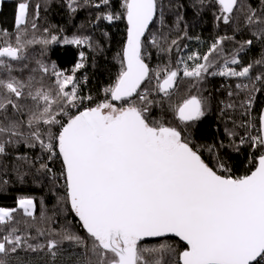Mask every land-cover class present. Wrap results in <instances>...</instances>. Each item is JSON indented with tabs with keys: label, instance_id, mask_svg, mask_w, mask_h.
Returning <instances> with one entry per match:
<instances>
[{
	"label": "snow or ice",
	"instance_id": "6c2138e0",
	"mask_svg": "<svg viewBox=\"0 0 264 264\" xmlns=\"http://www.w3.org/2000/svg\"><path fill=\"white\" fill-rule=\"evenodd\" d=\"M67 2L71 11L80 5V0ZM215 3L220 9L215 18L225 25L235 23L234 10L238 12L245 7L244 0H215ZM258 3L256 8L247 5L245 18V27L255 25L251 29L255 40L239 41L240 46L229 57L219 49L222 39H217L202 57L204 63L194 54L198 62L191 68L185 65L183 70L184 77L202 80L208 69L215 67L217 58H222L224 66L211 75L249 81L236 85L238 89L249 90L242 105L245 114L251 112L252 93L264 91V72L251 74L254 64L264 68V55L241 65L239 70L230 65H239L238 55L254 43L264 44V0ZM91 6L97 9L106 6L98 12L97 23L111 24L121 19L127 23L122 70L114 84L105 90L107 98L94 107L71 111L91 97L79 96L74 73L64 76L56 71L55 65L51 66V73L57 78L55 89L45 86L43 76L38 79L29 75L23 81L12 75L11 62L27 59L20 55L21 47L34 42L44 45L56 42V35L23 43L18 36L17 46L0 47V73H7L6 78L0 75V158L9 154L10 146L24 144L47 153L34 161L39 163L37 171L51 174L53 168L49 165L60 161L69 210L78 218L85 235L65 229L62 239L34 245L30 243L34 237L16 234L17 229L12 227L0 238V254L6 257L21 248L35 252L46 247L55 261L67 241L91 252L95 260L89 264H264V154L250 157L251 168L246 174L235 176L215 145L206 149L213 156L212 162L202 157L201 146L194 145L191 129L194 122L207 114V97L192 95L176 106L170 104L168 109L163 103L149 99L148 85L152 78L144 49L146 44L159 47L158 39L165 38L149 32V25L157 16V0H121L120 11L109 10L112 0H97ZM25 9L26 5L21 3L17 26L24 20ZM159 19L162 29V9ZM225 38L235 40V36ZM63 42L91 47L88 36H73ZM176 43L171 41L172 45ZM212 52H216V57L210 60ZM80 55L83 58L84 54ZM37 65L30 70L32 73H49V65L39 60ZM26 67L27 64L22 65ZM82 67V62L75 66L77 70ZM164 73L161 77L159 68L154 73V90L170 98L178 71L165 69ZM68 85L72 86L70 90H66ZM28 100L33 102L31 106L26 103ZM113 101L120 102L119 106ZM154 106L161 108L158 116L152 115ZM169 110L179 123L167 119ZM258 123L259 134L242 136L240 145L250 142L253 150L264 151V110ZM240 126L256 127L251 122ZM227 135L231 138L235 133L228 131ZM227 146L222 141L219 145ZM17 159L28 161L27 156ZM26 175V171L18 172V179L23 182ZM17 204L24 215L33 216L32 198L22 197ZM15 211L0 207V225L13 220ZM169 236L183 242L184 249L177 251L173 243L163 239ZM145 238L162 239L157 245L142 246L140 242ZM145 253L155 255L149 259ZM0 264H5L3 258Z\"/></svg>",
	"mask_w": 264,
	"mask_h": 264
},
{
	"label": "trees",
	"instance_id": "16d2710c",
	"mask_svg": "<svg viewBox=\"0 0 264 264\" xmlns=\"http://www.w3.org/2000/svg\"><path fill=\"white\" fill-rule=\"evenodd\" d=\"M97 0H80V5L75 11H71L67 0H4L0 7V47L11 45L17 46V37H21L22 43L27 40L35 39L39 41L42 38H50L56 35L58 40L47 45L34 42L20 48V55L26 56V60L12 61V75L20 80L27 81L29 75H34L38 79L43 76L45 86H51L55 89V80L57 79L51 73V66L55 65L58 72L64 76L73 75L77 82L78 95L89 97L91 92L97 90L99 83L108 80L111 85L114 84L123 64V49L126 41L127 24L126 20H115L111 24L106 21L96 22V16L99 11L104 10L92 7L91 4ZM26 5V15L23 24H15L16 10L19 4ZM245 7L234 14L237 17L235 23L225 25L221 20L215 17L220 9L215 0H157V16L149 26V32L156 33L158 36L165 37L158 39L159 47H153L146 44L144 49L148 55L145 56V63L150 69V77L154 79V73L159 68L161 77L164 76V70H177L178 76L175 87L172 90L170 98L163 97V94H157L149 84L150 98H155L157 104L163 103L164 108L169 105L176 106L182 103L184 99L192 95L207 97V114L199 121L194 122L191 129L194 145L201 146L202 157L212 162L213 156L206 149L210 145H215L220 154H222L232 169V174L241 176L246 174L251 165L249 158L262 150L257 148L252 150L251 143L240 145L242 136L249 135L246 127L240 126L247 119H243L245 108L242 107L249 96V90L234 89L232 95H229L228 85L249 82L245 78L225 77L211 75L213 71H218L224 66L222 58H217L218 62L214 68H209L208 73L203 75L202 80H196L183 76L185 65L189 68L198 61L196 55L201 57L200 63H204L202 57L209 53L210 47L217 39H222L219 49H222L225 56H231L233 49L238 48L239 41L253 39L252 28L245 27V18L248 14L247 5L253 8L259 6L258 0H244ZM120 0H112V7L109 10L120 11ZM163 10V27L161 29L160 10ZM47 29V31H45ZM3 30H7L6 32ZM149 32L145 33L148 37ZM106 33V34H105ZM73 36H88L90 44L74 45L64 43V39H71ZM235 36V40L225 37ZM175 40L176 45L171 41ZM171 48L169 52L168 49ZM83 53V58L81 57ZM196 54V55H194ZM189 55L193 59L188 60ZM264 55V44L254 43L247 51L241 52L237 59L239 65H230L239 70L241 65H248L250 62L258 60ZM216 57V52H212L209 59ZM183 59L184 63H177ZM43 61L49 65V73L42 71L32 73L30 70L37 68V61ZM83 63L84 67L76 69L77 63ZM27 64L26 68L22 65ZM22 68V70H21ZM257 72H264V68L253 65L252 75ZM7 77V73H0ZM62 78V77H61ZM148 82L146 81V84ZM68 85L66 90L71 89ZM144 86L142 85V88ZM152 91L156 92L152 95ZM55 95V92H53ZM83 103L79 105L83 107ZM100 101V100H99ZM97 100H89L90 107L99 103ZM30 106L32 101H26ZM231 105V107H228ZM264 105V91H259L255 100L253 114L254 124H257L259 115ZM55 103L53 107L55 108ZM72 110V109H71ZM161 108L154 106L152 115L158 116ZM24 119H27V114ZM167 119L173 123H179L174 119L171 110L167 113ZM40 127H44L40 125ZM58 127V126H57ZM25 131L28 129L25 128ZM228 131L235 133L231 138L227 135ZM221 141L228 145L219 147ZM239 146V150L235 149ZM9 154L0 158V207L5 209H16L13 212L14 219L4 225H0V238L7 234L12 227L17 229L19 235H29L34 237L30 240L32 244H46L48 239H62L63 230L71 229L84 236L78 218L71 213L66 199V188L64 187V178L61 181L60 171L61 162L55 161L49 166L53 168V173L37 171L39 163L34 161L37 157L46 156L39 147L30 149L24 144L13 145L8 148ZM17 156H27L28 161L17 159ZM27 172L24 181L18 179V172ZM7 181V183H4ZM22 197L32 198L35 204L33 216L24 215L23 210L18 208L17 201ZM42 213L44 218L41 219ZM42 231L43 235L39 232ZM173 243L177 251H182L184 245L174 238H163ZM157 240L141 241L142 246H154L160 242ZM61 253L55 261L45 247L43 250L35 252L18 249L16 253H9L6 257L0 254L5 264H89L95 260L91 252L83 246L75 245L65 241L61 246ZM149 259L155 254L145 253Z\"/></svg>",
	"mask_w": 264,
	"mask_h": 264
},
{
	"label": "built area",
	"instance_id": "2783aa9c",
	"mask_svg": "<svg viewBox=\"0 0 264 264\" xmlns=\"http://www.w3.org/2000/svg\"><path fill=\"white\" fill-rule=\"evenodd\" d=\"M227 85H228V93H230L231 92V90H232V87H234V88H237L236 87V85L237 84H230V82H228V81H226L225 82ZM245 83H248V82H245ZM240 84H243V83H240ZM238 89V88H237ZM257 93L258 92H253L252 93V95L254 96V99H253V103H252V109H251V112L250 113H248V114H244L243 115V119L245 120V119H247V122L249 123V122H251V123H253L254 124V121L255 120H253V114H254V108H255V100H256V96H257ZM89 100H92V99H88V100H86L85 101V103L83 104V107L82 106H78L77 108H73L71 111L73 112V113H76V112H78V111H82L84 108H86V107H90V105L88 104V101ZM94 100V99H93ZM247 100V99H246ZM245 100V101H246ZM101 101H103V100H100V102ZM114 104H116V105H118L119 106V104H120V102H113ZM229 107V106H228ZM243 124H245L244 122H243ZM255 125H256V127L255 128H252V129H248V132H249V135H258L259 134V132H258V129H259V124H257L256 122H255ZM253 150V149H252ZM261 154H264V151H261V152H259L258 154L256 153L255 154V156L254 157H257L258 158V156L259 155H261ZM60 179H61V181L63 180V177H62V175H61V171H60Z\"/></svg>",
	"mask_w": 264,
	"mask_h": 264
},
{
	"label": "rangeland",
	"instance_id": "374dc122",
	"mask_svg": "<svg viewBox=\"0 0 264 264\" xmlns=\"http://www.w3.org/2000/svg\"><path fill=\"white\" fill-rule=\"evenodd\" d=\"M2 1H4V0H0V7H1V3H2ZM120 4H121V0H120ZM20 5V4H19ZM19 5L17 6V10H16V18H17V14H18V11H19ZM25 15H26V9H25ZM16 18H15V24H16ZM24 21H25V16H24V20H23V22L21 23V24H23L24 23ZM17 25V24H16ZM152 84H153V86H152V88H154V85H155V78L152 80ZM238 84V83H237ZM112 85H111V82H109L108 80H104V82H102V83H99V86H98V88H97V90L96 91H94V92H91L90 94H89V97H91V99L93 100H97V101H99V100H105L107 97H106V92H105V90L106 89H108V88H110ZM152 93V95H154L156 92H154V91H152L151 92ZM174 94V93H173ZM172 94V95H173ZM156 95V94H155ZM155 95H154V97H155ZM171 95V96H172ZM149 99L150 100H152V99H155V98H150L149 97ZM100 102V101H99ZM118 106V105H117ZM18 205V204H17ZM34 209H35V204H34V208H33V212H34ZM23 210V209H22Z\"/></svg>",
	"mask_w": 264,
	"mask_h": 264
},
{
	"label": "water",
	"instance_id": "95a60500",
	"mask_svg": "<svg viewBox=\"0 0 264 264\" xmlns=\"http://www.w3.org/2000/svg\"><path fill=\"white\" fill-rule=\"evenodd\" d=\"M127 24V23H126ZM150 26V25H149ZM126 41H127V33H126ZM126 41H125V44H126ZM124 47H125V45H124ZM113 102H118V101H113ZM262 110H264V105H263V108H262ZM167 238H174V239H176V240H178V238H175V237H172V236H169V237H167ZM157 239H162V238H145L144 240H142V241H145V240H157ZM179 241V240H178ZM180 242V241H179ZM182 245H184L183 244V242H180Z\"/></svg>",
	"mask_w": 264,
	"mask_h": 264
},
{
	"label": "bare ground",
	"instance_id": "6f19581e",
	"mask_svg": "<svg viewBox=\"0 0 264 264\" xmlns=\"http://www.w3.org/2000/svg\"><path fill=\"white\" fill-rule=\"evenodd\" d=\"M225 82H226V81H225ZM225 82H224V83H225ZM228 82H229V81H228ZM235 84H237V83H235ZM238 84H240V83H238ZM233 88H234V87H233ZM234 89H237V88H234ZM240 89H242V88H240ZM240 89H237V90H240ZM231 92H232V90H231Z\"/></svg>",
	"mask_w": 264,
	"mask_h": 264
}]
</instances>
